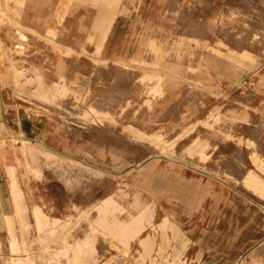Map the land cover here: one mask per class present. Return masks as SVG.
Wrapping results in <instances>:
<instances>
[{"label": "rangeland", "instance_id": "rangeland-1", "mask_svg": "<svg viewBox=\"0 0 264 264\" xmlns=\"http://www.w3.org/2000/svg\"><path fill=\"white\" fill-rule=\"evenodd\" d=\"M184 7L200 37L194 45L241 56L246 81L227 106L225 97H213L212 107L201 103L205 111L194 125L173 128L156 119L152 100L162 94L151 79H137L141 88L120 105L108 102L106 89L93 96L61 88L53 98L62 103L59 110L47 108L51 100L35 88L20 104L34 135L5 130L0 136V264L17 257L25 264H193L199 258L191 238L219 210L204 205L236 197L215 188L248 186L225 167L235 160L219 157L226 135L239 151L264 150V138L246 126L264 119V0H186ZM222 118L244 125L225 128ZM240 193L264 199V191ZM103 207L135 228L107 229Z\"/></svg>", "mask_w": 264, "mask_h": 264}, {"label": "crops", "instance_id": "crops-1", "mask_svg": "<svg viewBox=\"0 0 264 264\" xmlns=\"http://www.w3.org/2000/svg\"><path fill=\"white\" fill-rule=\"evenodd\" d=\"M185 2L0 0V136L5 130L34 135L33 121L20 115L28 108L20 104L40 87V93L51 100L44 102L47 108L59 110L64 107L53 98L61 88L68 87L77 95L91 91L93 96L106 89L108 102L120 105L128 101L133 88H141L137 79H151L162 94L152 100L156 119L161 117L168 128L194 125L205 111L201 103L209 102L212 107L216 103L213 97H225L227 106V97L250 72L241 56L194 45L200 37ZM136 63L147 65L137 67ZM242 121L220 120L225 128L243 126ZM246 126L264 138V119ZM233 142L226 135L227 146L219 157L234 159L225 167L237 180H248V186L237 182L236 186L227 183L215 188L236 192V197L204 205L219 210L207 217L208 228L191 238L195 257L200 249L193 264H264V199L240 193L264 191V178L259 177V167L264 171V150L239 151ZM252 158L258 161L253 164ZM192 172L203 173L197 168ZM3 201L0 176V226L5 216ZM106 213L101 216L107 229L122 232L136 226L110 218V208Z\"/></svg>", "mask_w": 264, "mask_h": 264}, {"label": "bare ground", "instance_id": "bare-ground-1", "mask_svg": "<svg viewBox=\"0 0 264 264\" xmlns=\"http://www.w3.org/2000/svg\"><path fill=\"white\" fill-rule=\"evenodd\" d=\"M213 41H215V40H213ZM212 43H213V42H212ZM107 208H108V207H103V208L100 209L102 215L107 214V213H106V212H107ZM13 262H14V264H22V263H23V261H22L21 259L13 260Z\"/></svg>", "mask_w": 264, "mask_h": 264}]
</instances>
